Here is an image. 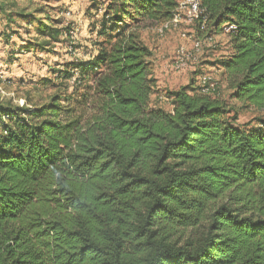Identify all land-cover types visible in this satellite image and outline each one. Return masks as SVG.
<instances>
[{"label":"trees","instance_id":"obj_1","mask_svg":"<svg viewBox=\"0 0 264 264\" xmlns=\"http://www.w3.org/2000/svg\"><path fill=\"white\" fill-rule=\"evenodd\" d=\"M104 1L113 36L55 73L76 96L0 106V264H264V121L236 128L194 83L152 107L139 26L179 0ZM199 2L204 33L235 26L229 98L264 110V0ZM49 23L37 32L68 35Z\"/></svg>","mask_w":264,"mask_h":264},{"label":"rangeland","instance_id":"obj_2","mask_svg":"<svg viewBox=\"0 0 264 264\" xmlns=\"http://www.w3.org/2000/svg\"><path fill=\"white\" fill-rule=\"evenodd\" d=\"M3 0H0V4ZM0 10V106L21 107L25 101L32 105L45 104L53 94L76 96L66 82L56 79V71L73 60L85 62L96 54L98 46L111 32L99 34L105 1L98 0H9ZM14 4V6H12ZM51 22L58 30L69 29L68 35L51 41L37 32L39 22ZM109 28V24L106 25ZM160 24L144 22L139 26L143 42L152 51L150 64L155 80L152 107L171 111L169 93L196 84L198 77L209 75L215 84L213 95L226 103L229 117L236 118V128L259 127L264 121V110L241 105L231 100L228 90L230 76L220 62L229 55V38L224 33H205L198 22L180 20L176 28L163 34ZM45 43L47 45H45ZM199 43L195 59L184 69H173L178 48L190 50ZM44 44V45H43ZM6 122V117L0 118Z\"/></svg>","mask_w":264,"mask_h":264},{"label":"built area","instance_id":"obj_3","mask_svg":"<svg viewBox=\"0 0 264 264\" xmlns=\"http://www.w3.org/2000/svg\"><path fill=\"white\" fill-rule=\"evenodd\" d=\"M202 9L200 8L199 0H179L176 12L172 19L160 24L157 32L161 35L164 32L176 28L180 23V20L185 18L188 22H198L200 23V29L205 30L206 19L202 17ZM235 29V26L228 25L223 27V33L227 34ZM200 50L199 43H194L190 50L180 47L176 50L173 59V69L181 70L186 67V65L195 59L194 55ZM197 89L202 94H210L215 91V84L212 82V78L209 75L203 74L198 77L196 82Z\"/></svg>","mask_w":264,"mask_h":264}]
</instances>
